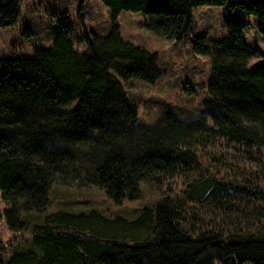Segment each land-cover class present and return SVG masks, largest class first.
<instances>
[{
    "label": "trees",
    "instance_id": "trees-1",
    "mask_svg": "<svg viewBox=\"0 0 264 264\" xmlns=\"http://www.w3.org/2000/svg\"><path fill=\"white\" fill-rule=\"evenodd\" d=\"M99 1L114 26L104 38L85 31V52L66 24L51 49L0 60L3 216L9 230L27 231L53 186L75 180L117 206L145 182L165 187L163 197L134 220L45 214L28 247L0 264H264V61L249 66L246 25L227 18L225 38L193 37V53L211 64L205 114L150 125L122 83L159 80L156 55L115 25L123 12L141 13L149 33L182 42L193 9L227 6L255 18L264 37V0ZM20 2L0 0V29L16 23Z\"/></svg>",
    "mask_w": 264,
    "mask_h": 264
},
{
    "label": "rangeland",
    "instance_id": "rangeland-1",
    "mask_svg": "<svg viewBox=\"0 0 264 264\" xmlns=\"http://www.w3.org/2000/svg\"><path fill=\"white\" fill-rule=\"evenodd\" d=\"M192 14L193 23L182 42L166 41L149 33L141 13L123 12L115 23L123 40L156 55V68L161 75L159 80L153 84L136 80L122 83L137 105L140 123L153 124L166 114L182 121L205 114L206 104L211 99L208 92L211 64L208 58L193 53L191 45L193 37L202 33L211 40L225 38L227 18L246 25L245 42L256 52L249 66L264 61V37L257 31L252 16L240 10L232 11L227 6L198 7ZM66 24L71 26L73 47L79 52L87 49L83 43L85 31L104 38L114 26L109 9L99 0H21L16 23L0 29V60L30 58L36 49H51L59 28ZM222 176L220 172L218 178ZM164 189L153 182L141 183L138 199L117 206L101 191L87 187L86 183L80 184L79 180L68 185L56 183L45 214L59 211L87 214L94 210L106 218L134 220L142 208H151L162 199ZM4 209L0 201V256L7 258L14 251L28 247L32 228L42 224L45 214L29 219L27 231H11L3 216Z\"/></svg>",
    "mask_w": 264,
    "mask_h": 264
}]
</instances>
